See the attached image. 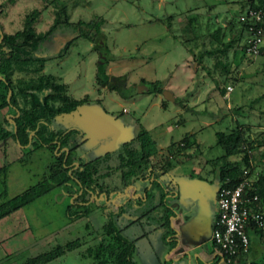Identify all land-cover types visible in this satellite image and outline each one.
Wrapping results in <instances>:
<instances>
[{
  "label": "rangeland",
  "instance_id": "rangeland-1",
  "mask_svg": "<svg viewBox=\"0 0 264 264\" xmlns=\"http://www.w3.org/2000/svg\"><path fill=\"white\" fill-rule=\"evenodd\" d=\"M50 1L0 0L1 28L4 32H13L20 28L22 15L36 8L41 12L35 20L34 28L36 31L44 30L52 17L53 4ZM58 1L66 4L71 22L78 19L88 21L94 16L104 20L101 26L104 46L99 51H104L105 57L108 58L107 65H114L110 70L111 76H124V85L120 87L119 94L108 90L96 94L93 78L98 53L93 51L90 43L83 38L74 39L63 49L61 45L75 34L70 28L56 29L51 39L45 40L38 47L37 53L44 56L47 62L43 63L33 84L40 86L47 78L56 77L65 82L67 93L72 98L79 99L87 94V103L78 107L76 112L89 128L99 132V136L92 142L85 132H81L77 142L84 138L86 142L82 147L74 149L75 156H79L81 160H89L102 153L105 148L118 147L121 141L135 135L138 125L148 133L151 140H155L156 145L176 142L184 135H191L189 139L193 137L197 144L200 142L194 150L195 154H190L187 159L177 158L164 173L165 178L170 176L178 185L179 180L196 176L198 172L194 171L195 167L203 164V160L221 155L222 150L215 143V132H227L234 128L235 124L264 125V58L242 55L239 48L242 41H236L234 48L226 52V60L231 67L236 66L239 70L236 79L224 82L219 78L218 70L212 69V75L218 77L221 87L231 86L228 95L221 98L205 70L194 64L192 55L186 50L190 49L195 55L199 51L200 39L181 43V38L172 37V34L183 39L191 37L185 27L188 19H191L197 35L204 33L203 27L206 26L208 32L220 27L225 33L224 39L228 38L229 32H233L236 37V20L247 0ZM168 16L172 17L169 20L170 32L166 30L165 18ZM201 42L208 47L206 38ZM60 46L61 50L63 49L62 55L56 57ZM201 63L211 69V59L204 58ZM140 80H144L146 84H140ZM151 81L159 82L162 87L159 93L147 92V82ZM141 86L146 90L139 88ZM163 90L171 94L172 100L164 97ZM162 100L164 106L161 105ZM225 104L229 105V110L225 109ZM108 119L116 120L121 125L123 139L112 137ZM74 120L71 116H63L62 119L56 116L50 121V128H76ZM22 148L17 144L14 146L8 142L0 143V166L7 164L3 176L0 174V201L7 200L39 181L46 163L51 159L44 148L33 150L29 154H23L26 150ZM16 156L23 158L17 162ZM251 165L254 177H257L258 172H263L253 159ZM208 169L210 166L206 165L205 175L202 176L207 180V183H203L205 186L211 183L212 174L207 172ZM159 181V186L163 188V180ZM150 182L151 180L135 183L137 191L131 197H135L143 188H149ZM122 190L125 189L118 192L121 193ZM186 190L195 194L191 187ZM152 192L156 194L158 190ZM143 195L144 193L140 194L138 203L132 199L124 204H121V201L126 197H122V194H119L117 199L114 196L110 201H103L101 195L94 196L98 207L89 203L90 212L86 217L70 220L65 214V209L72 197L67 199L60 189L55 188L12 215L0 219V264H9L11 260L19 261L24 257L23 249L17 252L20 246L28 243L22 241V237H27L30 241L38 237L44 239L37 240L39 244L35 241L34 245H31L29 255L42 249L46 251L55 244L62 245L67 241L79 239L80 246L75 249L74 254L68 251L69 253H65L67 256H59L55 263L50 264H88L90 258L83 254L84 249L97 242L106 214L115 212L119 205L123 210L119 216L113 217V223L124 239L133 242L131 258L138 264H168L163 251L169 248L166 237L171 231L169 225L159 219L164 208L152 207L156 199L144 200ZM164 203L168 207L169 197L166 195ZM262 203L264 211V197ZM191 209L190 207L189 210ZM172 212L174 213L171 209L170 213ZM258 239L264 246V236H259ZM263 246L254 264H264Z\"/></svg>",
  "mask_w": 264,
  "mask_h": 264
},
{
  "label": "trees",
  "instance_id": "trees-1",
  "mask_svg": "<svg viewBox=\"0 0 264 264\" xmlns=\"http://www.w3.org/2000/svg\"><path fill=\"white\" fill-rule=\"evenodd\" d=\"M247 1L246 6L239 14L245 8L261 9L264 12V0ZM50 3L53 4L51 21L42 31H36L34 28L35 20L41 12L36 8L22 15L20 28L13 32H4L0 26V110L6 109V113L12 115L11 127L8 129L5 128L9 125L8 122L2 118L0 143L10 140L14 146L17 144L20 148L24 147L22 149H25L26 152H22L23 154L44 148L51 158L46 163L39 181L7 200L0 201V219L55 188L60 189L67 199L72 197L65 209V214L70 220L86 217L90 212L91 204L89 203L98 207L94 196L101 195L102 199L104 197L105 200L110 201L116 195V191L118 192L128 185L131 187L134 183L149 178H151V186L143 188L145 199H155V194H152V191L158 188L157 178L164 176V173L177 158H182L180 155L187 147L191 146L194 150L197 149V145H194V140H192L193 137L189 139L191 135H184L178 141L170 142L163 149V154H158L155 142L138 125L135 135L121 141L118 147L105 150L89 160L78 159L74 154V149L82 134L81 131L75 127L54 130L50 128V121L57 115L72 112L82 104H86L88 97L84 95L79 99L72 98L67 94V86L56 77L47 78L40 86L33 84L37 73L47 60L38 55V47L45 40H50L56 29L70 28L75 34L62 44L63 49H66L74 39L83 38L90 43L91 49L98 53V62L93 78L96 87H102L119 94L120 87L124 85V76H111L105 73L108 58L105 57L104 51L103 53L99 51L104 46V35L101 31L104 20L101 17L94 16L88 21L78 19L71 22L64 2L51 0ZM171 18V16L165 18L168 32H170L169 20ZM191 22V19H188L185 24L188 29L187 33L191 37L183 39V37L174 34L172 37L174 39L181 38V43L199 41L200 39L199 51L195 55L191 53L190 49L186 50L192 55L194 64L199 69L205 70L210 81L214 83L215 89L222 95L228 85L221 87L218 77L212 75V69L218 70V76L224 82L236 79L239 70L236 66L231 67L232 65L226 60V52L228 49L234 48L236 41H242L239 48L242 55H245L243 53L245 27L236 20V37L233 32H229L228 38L224 39L225 33L221 31L220 27L208 32L206 26H202L204 33L197 35ZM260 28L264 33V24ZM203 38L207 39V48L202 45ZM63 49H58L55 56L60 57ZM202 58L211 59V69L202 66ZM140 84L146 83L144 80H140ZM147 84V92L159 93L161 91L162 87L158 81L147 82ZM161 105L164 106L163 100ZM261 135H264V132L253 135L246 125H235L227 132L214 133L215 143L222 152L220 156L210 160L209 164L215 173L218 186L233 187L239 180L242 169H249L248 165L252 159L256 165H260V157L257 158L256 155L252 158V156L249 157V154L251 155L252 150L256 151L261 145V139H264ZM190 156H184L183 159ZM230 157H237V159L229 161ZM22 158L23 156H17L16 160L21 161ZM6 166L7 164L0 167L2 176L6 171ZM251 170L252 168L249 169V175L252 186L261 203L264 197V170L258 172L257 177H254ZM163 196V193H159L152 207L159 206L158 204L162 205ZM139 198L136 199V203ZM122 210L119 205L115 212L106 214L97 242L84 249L83 254L90 258L88 264H135L131 258L134 249L133 242L124 239L120 230L113 223V217L119 216ZM169 214L170 209H164L161 216L165 218V215ZM249 233L262 237L264 229L246 230L247 238ZM78 246H80L79 239L67 241L62 245L55 244L35 256L24 258L18 264H46L68 251L75 250ZM254 253L255 249L248 244L246 252H239L236 257H232L230 264H254L256 258Z\"/></svg>",
  "mask_w": 264,
  "mask_h": 264
},
{
  "label": "crops",
  "instance_id": "crops-1",
  "mask_svg": "<svg viewBox=\"0 0 264 264\" xmlns=\"http://www.w3.org/2000/svg\"><path fill=\"white\" fill-rule=\"evenodd\" d=\"M61 46H60V48H61ZM39 56L44 57L41 55H39ZM45 62H47V61H45ZM113 68H114V65L113 66L107 65L105 68V73L108 75H111L110 70ZM62 83L65 84V82H62ZM93 84H94V80H93ZM94 90H95L96 94H101L102 92L107 91L106 89H104L102 87H96V86H94ZM85 95L87 96V94H85ZM227 95H228V93L225 92V90H224L223 94L221 95V98H223ZM94 98H96V97L94 96ZM225 109L229 110L228 104H225ZM122 110H123V108H121V111ZM122 113H123V111H122ZM125 113H127V112H125ZM63 116H69V117L71 116L72 118H74L75 119L74 123L77 125L78 129L80 128L79 130L82 133L85 132V134L88 135L89 139L92 142H95L94 139L98 138L99 132L93 131L92 128H89V126L85 123L84 119L80 118V114L77 113L76 110L69 112V113H66V114L57 115V117H59L61 119L63 118ZM2 118L6 119V121L9 124L5 128L6 129L10 128L12 115L7 114L6 109L0 110V124H2L1 123ZM108 121L111 123L110 125L112 128V132H111L112 137L114 139H120V137L123 139L124 136L122 133L123 131H122L121 125L119 123H117L116 120L108 119ZM232 121H233V119H232ZM235 125H238V124H235ZM241 125L248 126L250 129V132L251 133L254 132V133H252L253 135L258 134V132L259 133L264 132V125L260 124V123H256V124L245 123V124H241ZM54 130H57V129H54ZM256 130H259V131H256ZM85 134H83V135H85ZM153 141L155 142V140H153ZM261 141H262V143H261V145H259L258 149L256 151L255 150L252 151L255 154L254 155L249 154V157H251V156L254 157L256 155H257V158L260 157V160H259L260 165L259 166L261 169L264 170V139H261ZM6 142L13 145V142L10 140H6L5 143ZM85 142H86V138L82 139L81 141L79 140L76 147L77 148L80 146L82 147ZM170 142H168L167 144H158V145H156V143H155V146L158 149V154H163V149L166 146H168ZM199 143L197 144L194 140V145H197V147H198ZM112 148L113 147L105 148V150H109ZM105 150H103L102 153ZM190 154H192V155L195 154L194 149L191 146L187 147L183 151V153L180 155V157L183 158L184 156H187ZM97 155H99V154H96L95 156H97ZM76 157L78 159H80L79 156H76ZM214 158H216V157H214ZM214 158L203 160V164H201L200 166L196 165V167H195L196 169L194 170V171L198 172V174H196V176L192 175L186 179L184 178V180H181V181L179 180V184H180V182H182L180 184L181 188H180L179 184L177 185L173 182V180L171 179L170 176H167L168 178H165L166 174L164 176L162 175V176H159L157 178V180H158V188H157L158 192L160 189L159 188V183H160L159 180L161 179L164 182V186H163V188H161V191L162 190L166 191V196L169 197V205H170V206L168 205V208L169 209L171 208L174 211V213L173 212H172V214L170 213L171 215H170V219H169V226L171 229V233L169 236L166 237V241L169 243L168 244L169 248L167 250L163 251L164 259L169 261L168 264H215L220 259L219 258L220 255L215 251L214 246L211 244V242L209 240L212 223H213V220H214L215 214H216L214 197H215V191L218 187L217 178L215 176V173L212 172L211 164H209L210 160H212ZM16 159H17V156L15 157V160ZM236 159H237V157H230L229 161H235ZM83 160H88V159H83ZM17 162H19V160ZM206 165L210 166V169H208L207 172L212 174V177L210 179L211 183L208 186H205L203 184V183H207L206 182L207 180L202 177L205 175L204 168ZM148 180H151V179L149 178ZM148 180H144V181H140V182H145ZM212 183L214 185L213 187H212ZM189 187L192 188V190L195 192V194L186 190V188H189ZM122 189H125V190H122L121 193L117 192V194L115 195L116 199L119 198V194H122V197H126L125 199H123L121 201V204L129 202V200H132V199H134L136 201V199L139 198L140 194H142V193H144L143 198L145 200V191L144 190H141L140 193L137 192V195L135 197H131V195L132 194L134 195L135 192L137 191L136 186L133 188L132 186L129 187V185H128ZM133 189H134V191H133ZM152 194H153V192H152ZM103 199H104V197H103ZM126 199H128V201H124ZM262 205H263V203L261 202V208L263 211ZM190 207L192 208L191 210H189ZM17 211H15V212H17ZM13 213H11L10 215H12ZM263 213H264V211H263ZM10 215H8V216H10ZM39 239L44 240V239H41V237H38L36 239L33 238L30 241L29 238L22 237V241L25 240L28 243L20 246V248L17 250V252H21V250L23 249L24 250L23 251L24 257L20 258L19 261L11 260V262L9 264H18L24 258L31 257V256H34V255L40 253V252H43L44 249H42L40 252H35L32 255H29V251H30L29 249H30L31 245H34L35 241L37 242V244H39L37 241ZM0 241H1V239H0ZM261 242L262 241L260 239H258V236H256L253 233H249L248 244H250V246L253 249H255L254 256L256 258L258 257V255L261 254L260 249H262V246H263V244ZM263 248H264V246H263ZM75 252H76L75 250L71 251L72 254H74ZM8 254L10 255L11 253L9 252ZM66 254H63V257ZM75 256H74V261L76 262L77 256L76 257ZM58 259L59 258H56V259H54V260H52L46 264H50L52 262L55 263ZM132 261L135 264H138L137 261H135L133 258H132ZM78 264H81V263H78ZM160 264H162V263H160Z\"/></svg>",
  "mask_w": 264,
  "mask_h": 264
},
{
  "label": "built area",
  "instance_id": "built-area-1",
  "mask_svg": "<svg viewBox=\"0 0 264 264\" xmlns=\"http://www.w3.org/2000/svg\"><path fill=\"white\" fill-rule=\"evenodd\" d=\"M237 21L245 27L243 53L250 58H264V33L260 28L264 24V12L261 9L245 8L238 15ZM225 90L229 92L231 87L226 86ZM248 166L252 168L251 161ZM249 169H242L233 187L218 186L215 191L216 214L209 240L225 263H230L231 258L239 252H246V230L264 229L263 211L252 186Z\"/></svg>",
  "mask_w": 264,
  "mask_h": 264
},
{
  "label": "flooded vegetation",
  "instance_id": "flooded-vegetation-1",
  "mask_svg": "<svg viewBox=\"0 0 264 264\" xmlns=\"http://www.w3.org/2000/svg\"><path fill=\"white\" fill-rule=\"evenodd\" d=\"M159 188H161L160 186H159ZM154 190H156V189H154ZM159 191H161L160 189H159ZM163 194H164V196L166 195V191L165 190H162L161 191ZM161 192H159V193H161ZM159 193L157 192L156 194H157V196L159 195ZM156 194L154 195V197H155V199L157 198L156 197ZM164 196L162 197V205H160V204H158L159 206H160V209H162V208H164V209H169L166 205H165V203H164ZM105 199H103V201H104ZM106 201V200H105ZM156 204V203H155ZM154 206V205H153ZM159 219H161L162 221L164 220V222H166L168 225H169V219H170V215H165V218L164 217H162L161 216V214L159 215ZM170 227V226H169ZM170 231H171V229H170ZM220 259H219V261L218 262H216L215 264H230V263H225V260L223 259V258H221V257H219Z\"/></svg>",
  "mask_w": 264,
  "mask_h": 264
},
{
  "label": "water",
  "instance_id": "water-1",
  "mask_svg": "<svg viewBox=\"0 0 264 264\" xmlns=\"http://www.w3.org/2000/svg\"><path fill=\"white\" fill-rule=\"evenodd\" d=\"M0 39H1V32H0ZM240 77H242V75H240ZM139 88H142V90H146L143 86L139 87ZM139 90V89H138ZM139 92V91H138ZM8 94H9V91L7 92V95H6V99L8 97ZM163 95L164 97L167 99V100H172V97H171V94L168 92V91H165L163 90ZM16 112H15V116H16ZM30 136V135H29ZM29 136H28V140H29ZM64 151H65V154H66V149L64 148ZM135 186V183L134 185H132V187L134 188Z\"/></svg>",
  "mask_w": 264,
  "mask_h": 264
}]
</instances>
